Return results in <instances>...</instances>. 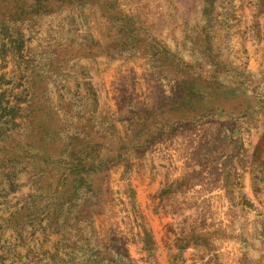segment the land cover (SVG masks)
Listing matches in <instances>:
<instances>
[{"label": "rangeland", "instance_id": "obj_1", "mask_svg": "<svg viewBox=\"0 0 264 264\" xmlns=\"http://www.w3.org/2000/svg\"><path fill=\"white\" fill-rule=\"evenodd\" d=\"M0 264H264V0H0Z\"/></svg>", "mask_w": 264, "mask_h": 264}, {"label": "trees", "instance_id": "obj_2", "mask_svg": "<svg viewBox=\"0 0 264 264\" xmlns=\"http://www.w3.org/2000/svg\"><path fill=\"white\" fill-rule=\"evenodd\" d=\"M106 254H108V253H106ZM105 258H107V257H105ZM111 258V257H110Z\"/></svg>", "mask_w": 264, "mask_h": 264}]
</instances>
